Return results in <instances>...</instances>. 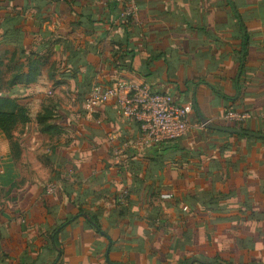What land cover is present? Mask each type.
Returning a JSON list of instances; mask_svg holds the SVG:
<instances>
[{"label": "crops", "instance_id": "crops-1", "mask_svg": "<svg viewBox=\"0 0 264 264\" xmlns=\"http://www.w3.org/2000/svg\"><path fill=\"white\" fill-rule=\"evenodd\" d=\"M136 4L127 21L111 0H0V95L27 116L15 147L0 132V264H264V139L200 126L137 148L113 102L82 113L125 80L190 104L192 124L233 110L264 134V0Z\"/></svg>", "mask_w": 264, "mask_h": 264}, {"label": "built area", "instance_id": "built-area-1", "mask_svg": "<svg viewBox=\"0 0 264 264\" xmlns=\"http://www.w3.org/2000/svg\"><path fill=\"white\" fill-rule=\"evenodd\" d=\"M120 7L119 17L134 19L137 14L136 0H112ZM113 102L116 110L126 119L139 122V138L137 148L156 146L165 141L184 137L190 130L202 126L192 124L190 104L174 103L169 94L152 93L145 85L118 80L112 85H93L83 102L82 113L84 118L91 117L96 108L107 102ZM246 114L233 110H226L221 120L230 127L243 122ZM122 152L114 149L111 162L113 166L120 165ZM49 189H53L49 185ZM119 203L125 202L128 197L126 190L117 194Z\"/></svg>", "mask_w": 264, "mask_h": 264}, {"label": "trees", "instance_id": "trees-1", "mask_svg": "<svg viewBox=\"0 0 264 264\" xmlns=\"http://www.w3.org/2000/svg\"><path fill=\"white\" fill-rule=\"evenodd\" d=\"M112 1V0H111ZM113 2V1H112ZM115 3V2H114ZM116 4V3H115ZM137 6V4H136ZM122 19V18H121ZM127 21H132V19H123ZM27 72L24 75V78H26V81L30 82L33 81L37 74V62L36 61H27L26 62ZM43 117H40L41 121L43 122L46 119V116L49 117V112L46 110L42 114ZM51 119V117H50ZM27 121V116L25 114V109L18 105L14 99H10L8 97H4V95H0V132L5 136L7 140L11 143L12 147H15L12 143V133L16 129L18 125L24 124ZM174 140L165 141L160 146H165V144H168L169 142H172ZM118 194V193H117ZM127 200V198H126ZM125 200V201H126ZM115 204H117L118 207H121L120 203L117 202V197L115 196L114 200ZM88 214V213H86ZM90 224L95 226L97 230H99L98 223L96 219L92 216H90Z\"/></svg>", "mask_w": 264, "mask_h": 264}, {"label": "water", "instance_id": "water-1", "mask_svg": "<svg viewBox=\"0 0 264 264\" xmlns=\"http://www.w3.org/2000/svg\"><path fill=\"white\" fill-rule=\"evenodd\" d=\"M200 124L211 130L227 133V134H235V135H245L250 136L257 139H264V134L256 133V132H250V131H243L241 129L232 128V127H225V126H218L213 123H211L209 120L199 117ZM84 218H86L89 221V217L87 215H82ZM193 260H190L189 263L191 264Z\"/></svg>", "mask_w": 264, "mask_h": 264}, {"label": "rangeland", "instance_id": "rangeland-1", "mask_svg": "<svg viewBox=\"0 0 264 264\" xmlns=\"http://www.w3.org/2000/svg\"><path fill=\"white\" fill-rule=\"evenodd\" d=\"M2 75H3V74H2ZM2 75H1V77H2ZM1 81H2V79H0V86H2ZM47 96H48V97H45V96H44V99H45V100H47V101H49V99L52 100V96H50V95H48V94H47ZM3 146H4V144H3V142H2V138H1V136H0V151L3 150V148H2ZM1 148H2V150H1ZM48 187H49V186H48Z\"/></svg>", "mask_w": 264, "mask_h": 264}]
</instances>
